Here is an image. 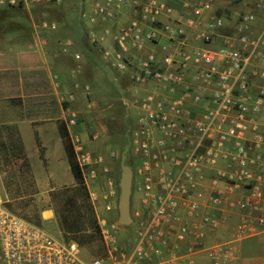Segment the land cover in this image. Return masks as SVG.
<instances>
[{
    "label": "built area",
    "instance_id": "built-area-1",
    "mask_svg": "<svg viewBox=\"0 0 264 264\" xmlns=\"http://www.w3.org/2000/svg\"><path fill=\"white\" fill-rule=\"evenodd\" d=\"M171 1L94 0L86 12L110 40V49L102 50L108 67L131 86L122 98L135 111L129 147L149 201L146 214L131 209L134 242L117 245L115 225L105 229L101 219L104 254L84 261L77 242L54 238L0 202L4 263L239 264L238 243L254 233L253 224L264 227V134L255 126L264 107V0H182L179 13L161 22V14L174 10ZM19 3L28 1H7ZM95 27L87 33L92 45ZM162 36L167 44H159ZM71 45L61 42L62 53H69ZM72 57L81 58L78 53ZM66 115L67 126L77 124L74 109ZM78 141L75 136L77 159L85 166L89 156L81 153ZM223 159L237 168L227 176L226 190L234 191L240 182L245 195L235 203L239 221L228 237L208 243L216 230L224 233L221 219L211 210L199 213V202L188 198L202 167ZM163 164L171 169H161ZM154 179L160 191H152ZM109 186L106 198L112 196V181ZM179 198L187 200L184 215ZM223 200L209 198L212 206Z\"/></svg>",
    "mask_w": 264,
    "mask_h": 264
},
{
    "label": "crops",
    "instance_id": "crops-1",
    "mask_svg": "<svg viewBox=\"0 0 264 264\" xmlns=\"http://www.w3.org/2000/svg\"><path fill=\"white\" fill-rule=\"evenodd\" d=\"M1 1L0 12L16 6L8 5V0ZM27 1V5L21 3L26 15L24 21L27 26L29 25L26 41H17L4 48L0 45V118L11 119L6 122L7 124L3 123L9 132L2 136H4L3 139L8 140V148L12 145V139H15L13 142H18L26 153L25 158L35 159L36 163H39V160L45 161L48 166L52 164V166L65 167L64 160L67 161V158L63 149L61 133L57 127V122L63 120L65 114L61 101L70 95L77 97L79 93L85 92L81 76L86 67H93L95 70L97 65L99 67L101 64L102 67L110 69L102 55L104 48L105 50L110 49V40L102 34L100 28L93 26L88 21L86 12L94 0H51L47 3ZM220 2L222 3V1ZM171 3L174 7L173 12L170 15L161 14L158 17L161 22H166L168 18L176 16L183 7L182 0H173ZM43 22H47L48 27H43ZM93 27L96 29L94 36L97 38V42L92 45L87 33ZM4 34L0 33L1 40L19 38L20 36L17 31L13 30H7L6 35ZM64 40H70L72 43L67 54L61 51L60 43ZM167 43V38L162 36L159 44ZM74 53L80 54L81 58L78 62L72 57ZM63 59H67V63ZM77 65L80 66L79 71L75 69ZM114 80L121 96V99L118 97V101L122 106L124 105L122 98L127 96L126 91L128 92L131 86L119 75H115ZM130 110L134 109L124 105L122 117L124 121L120 123V128L123 125V129H126V135H129L130 130V127L127 128V120L130 119L131 123L133 121ZM255 126L264 134V107L260 114L255 116ZM67 127L74 142L78 131L75 129L77 132L75 131L74 136L70 126ZM254 135L252 133L249 136L253 138ZM81 136L87 148L88 137L85 134H81ZM29 143L30 147H27ZM0 158L7 161L2 156ZM18 160L22 161L23 159H17L15 156L9 157L7 164L15 166ZM68 169L67 173L69 174ZM161 169L169 170L171 167L163 164ZM236 172V166L228 159L220 160L214 165H204L197 176L196 185L191 192L192 196L188 198L199 202V213L211 210L216 217L221 219L224 233L216 230L209 236L208 243L226 239L229 234L227 231L234 228L239 221V212L235 203L244 198L245 191L240 182L234 191L226 190L227 176L234 175ZM133 174L131 209L140 208L146 214L149 201L143 197L144 175L137 173L135 167ZM38 176L39 174L35 177L36 181H43ZM46 176L48 175L46 174ZM49 176L52 181H60V175L56 169L51 174L49 173ZM111 181L114 182V179ZM152 191H160L155 179L152 182ZM210 195H219L224 200L216 206H212L209 201ZM112 197L114 198L113 193ZM179 200V213L184 215L187 200L185 198H179ZM93 208L97 221L110 217L108 211L112 207L108 208L109 210L96 206ZM41 215L43 220L54 218L53 211L50 209L43 211ZM252 227L254 233L238 243L239 264L264 262V227L256 223Z\"/></svg>",
    "mask_w": 264,
    "mask_h": 264
},
{
    "label": "rangeland",
    "instance_id": "rangeland-1",
    "mask_svg": "<svg viewBox=\"0 0 264 264\" xmlns=\"http://www.w3.org/2000/svg\"><path fill=\"white\" fill-rule=\"evenodd\" d=\"M24 14L16 10H13V13H0V22H3L2 29L5 31L1 33L6 35L7 30H13L20 34L19 38L0 39V45L3 48L17 41H26L29 25L27 26L24 21ZM63 60L67 63V59ZM97 69L86 67L81 76L84 85H89V91L79 93L72 102L67 99L61 101L65 111L64 118L67 116V109H74L77 112V124L70 126V128L74 136L75 131H78L76 132L79 141L76 144L82 147L81 153L89 156L83 170L87 196L76 186L66 160H64L65 167L61 165L52 166V164L48 166L45 161L40 160L39 163H36L37 160L35 159L25 158L26 153L17 141V143L13 142L15 139H12V145L8 148V140L3 139L4 136L2 135H7L9 131L3 123L7 124L6 122L11 121V119L0 118V156L7 159V161H3L0 158V202L12 212L29 218L60 241L73 240L63 231V214L68 210L71 212L80 210L85 223L80 235L89 239L80 246L81 258L84 261L104 254L99 223L97 221L98 229L87 223L88 218L84 204L90 202L93 206L109 210L107 204L110 203V208L112 207L108 211L110 217H106V225L103 228L111 231V225H115L114 232L117 245L130 246L135 239L133 225L119 226L116 222V204L119 194L118 178L122 155L126 156L125 161L131 165L133 171L135 167V159L129 147V136L124 135L123 128H120V123L124 121L122 118L124 105L121 106L118 101V97L121 99V96L114 80L115 75L118 76V74L104 66L102 67L101 64L99 67L97 65ZM91 101L94 102L92 108L88 107ZM129 112L131 116L135 113L134 110ZM81 134L88 137L87 148ZM27 147H30V143L27 144ZM14 156L23 160L16 161L15 166L7 164L8 158ZM55 169L60 175V181L56 182L52 181L51 176H49V173L51 174ZM37 174L43 181H36ZM111 179H114L112 182L114 198L111 196L113 201L109 197L106 198L110 191L109 182ZM47 209L53 211L54 218L43 220L41 213ZM0 264H6L1 259V253Z\"/></svg>",
    "mask_w": 264,
    "mask_h": 264
},
{
    "label": "trees",
    "instance_id": "trees-1",
    "mask_svg": "<svg viewBox=\"0 0 264 264\" xmlns=\"http://www.w3.org/2000/svg\"><path fill=\"white\" fill-rule=\"evenodd\" d=\"M13 10L23 12V9L21 7V3H19L18 5H16L12 9L9 8L6 11H2L0 13H4V12L13 13ZM11 15H14V14H11ZM2 27H3V22L1 21L0 22V33L2 31H4L2 29ZM121 126L123 128V125H121ZM131 126H132L131 120L128 119L127 120V128H129ZM57 127L61 133L63 149H64V152H65V155L67 158V162H68L70 173L73 177V180H74L76 186L78 187V189L80 191H82L87 196L86 187H85V176L83 173L84 166L81 165L77 159V153H76L71 135L69 133L68 127L63 120H59L57 122ZM125 131H126V129H122V132L124 133V135H126ZM41 157H42V153H41ZM130 164H132V163L130 162ZM68 201H70V200H68ZM68 201H66V203H68ZM84 208L87 212V218H88L87 223L98 229L97 219L95 217L93 205L89 202L88 204H84ZM81 213L82 212L80 210H78L77 212H71L70 210H68L62 216L63 231L66 234H68L69 236H71L72 239L79 244V246H82V245H84L85 242L89 241L88 237L80 235V233L82 232L83 226L85 224L84 223V216ZM25 218L30 220L27 217H25ZM103 248H104V245H103Z\"/></svg>",
    "mask_w": 264,
    "mask_h": 264
},
{
    "label": "water",
    "instance_id": "water-1",
    "mask_svg": "<svg viewBox=\"0 0 264 264\" xmlns=\"http://www.w3.org/2000/svg\"><path fill=\"white\" fill-rule=\"evenodd\" d=\"M126 156L121 157L120 173L118 178V198L116 204L117 219L119 226H131L133 218L131 216V195L133 184V170L126 163Z\"/></svg>",
    "mask_w": 264,
    "mask_h": 264
}]
</instances>
